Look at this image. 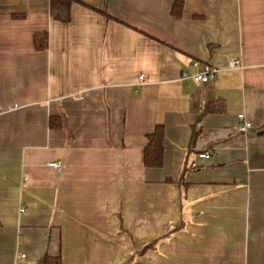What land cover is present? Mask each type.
I'll return each mask as SVG.
<instances>
[{
	"label": "crops",
	"instance_id": "0c3cea01",
	"mask_svg": "<svg viewBox=\"0 0 264 264\" xmlns=\"http://www.w3.org/2000/svg\"><path fill=\"white\" fill-rule=\"evenodd\" d=\"M49 1L0 0V264H264V0Z\"/></svg>",
	"mask_w": 264,
	"mask_h": 264
},
{
	"label": "trees",
	"instance_id": "16d2710c",
	"mask_svg": "<svg viewBox=\"0 0 264 264\" xmlns=\"http://www.w3.org/2000/svg\"><path fill=\"white\" fill-rule=\"evenodd\" d=\"M73 2H78V0H50L49 1V12L51 17L54 20L61 22H68L70 19V8ZM184 5V0H173L170 13L173 17L178 18L182 14ZM32 42L34 49L37 51L47 49L48 45V34L46 31H37L32 35ZM205 109L203 113H205ZM47 125L51 129H61L65 127L64 120L60 115H52L48 117ZM264 133V129L262 130ZM196 134L195 132L193 133ZM147 144L143 150V163L146 167H160L163 163V153H164V126L162 123H157L154 127V130L147 134ZM194 140V136L192 137V142ZM180 184L184 185L185 180L184 177L181 176L179 179ZM165 182H172L171 178H167ZM156 241H154L155 243ZM152 246V244H148L144 247L147 249ZM38 264H60L59 257H50L43 256Z\"/></svg>",
	"mask_w": 264,
	"mask_h": 264
},
{
	"label": "built area",
	"instance_id": "2783aa9c",
	"mask_svg": "<svg viewBox=\"0 0 264 264\" xmlns=\"http://www.w3.org/2000/svg\"><path fill=\"white\" fill-rule=\"evenodd\" d=\"M192 67L194 68V72L190 75L184 73L183 78L185 79H192L194 82L198 84L205 85L208 83L210 80L214 79L216 74L218 73L219 69L207 62L204 61H199V60H193L191 63ZM239 61L237 60H232L228 62L227 68L233 69L239 67ZM142 76V75H141ZM238 130L239 132L243 134H248L249 131L253 129V125L251 121L246 119L244 115L238 114ZM211 150L208 149L206 151H203L202 153L198 154L199 158H208L210 156ZM50 166L53 168L59 170L61 168V163L58 161H53L49 163ZM22 213H24L26 210L24 208H21L20 210ZM24 255H21L23 257Z\"/></svg>",
	"mask_w": 264,
	"mask_h": 264
}]
</instances>
